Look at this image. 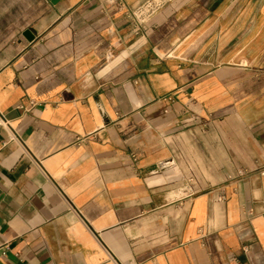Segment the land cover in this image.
Wrapping results in <instances>:
<instances>
[{
  "label": "crops",
  "instance_id": "1",
  "mask_svg": "<svg viewBox=\"0 0 264 264\" xmlns=\"http://www.w3.org/2000/svg\"><path fill=\"white\" fill-rule=\"evenodd\" d=\"M122 1L0 0V264H264V0Z\"/></svg>",
  "mask_w": 264,
  "mask_h": 264
},
{
  "label": "rangeland",
  "instance_id": "2",
  "mask_svg": "<svg viewBox=\"0 0 264 264\" xmlns=\"http://www.w3.org/2000/svg\"><path fill=\"white\" fill-rule=\"evenodd\" d=\"M199 148H200V151H198L196 153L195 159H193L189 153H186V157H184L182 155V158H181L184 160H188V164H190V166L188 165V167H186L184 170L187 172L189 178L191 180H193L191 183H188V186H192L193 189H198V188L203 187V186H215L214 182L221 179L224 176L223 175L224 171L227 170L225 168H219L216 166V165L220 164L221 161H220V158H217L215 156V154H216L215 152L213 153V157L211 160L212 167H210V168L209 167H203V166L199 167V165L203 164L204 160H206L204 158L203 146L201 145ZM202 178L209 179V180L213 181V183H209V184L198 183V180H200Z\"/></svg>",
  "mask_w": 264,
  "mask_h": 264
},
{
  "label": "built area",
  "instance_id": "3",
  "mask_svg": "<svg viewBox=\"0 0 264 264\" xmlns=\"http://www.w3.org/2000/svg\"><path fill=\"white\" fill-rule=\"evenodd\" d=\"M118 6L123 7L122 0H115ZM167 0H143L135 7L127 8V17L134 32L139 31L148 18Z\"/></svg>",
  "mask_w": 264,
  "mask_h": 264
},
{
  "label": "water",
  "instance_id": "4",
  "mask_svg": "<svg viewBox=\"0 0 264 264\" xmlns=\"http://www.w3.org/2000/svg\"><path fill=\"white\" fill-rule=\"evenodd\" d=\"M158 169H159L158 165H153V166L149 167L147 170L148 171H152V170L157 171Z\"/></svg>",
  "mask_w": 264,
  "mask_h": 264
}]
</instances>
